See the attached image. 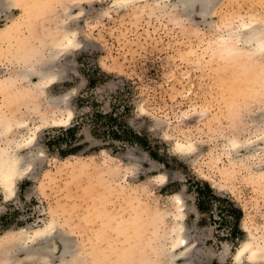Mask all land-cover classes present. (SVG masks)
I'll use <instances>...</instances> for the list:
<instances>
[{"label": "rangeland", "instance_id": "374dc122", "mask_svg": "<svg viewBox=\"0 0 264 264\" xmlns=\"http://www.w3.org/2000/svg\"><path fill=\"white\" fill-rule=\"evenodd\" d=\"M164 1L155 11L145 1L140 10L136 8L140 4L120 6L114 0H33L37 5L23 18L19 36H0L1 78L17 71L20 64L9 55L24 53L33 37L39 40L48 31L47 47L57 46L66 6H73L76 17L70 27L78 29L79 40L58 59L64 69L61 80L37 99L28 101L15 94L14 98L0 89V104L11 108L20 122L50 111L49 96L66 95L73 111L66 124L39 128L28 148L19 151L31 168L17 176L7 194L0 186L1 237L19 229L34 235L32 227L54 219L57 251L47 258L50 264L59 261L63 250L59 235L70 239L75 251L79 247L83 264H96L85 257V249L100 256L97 264H151L157 245L152 239L160 237L165 225L152 220L149 207L156 202L165 207L167 196L177 192L184 197L185 224L194 244L188 261L180 258L177 264H233V252L248 237V229L264 233V180L244 167L226 177L207 162L212 147L219 148L225 135L239 132L246 137L244 128L253 130L254 118L264 112V78L255 89L247 75L252 68L264 70V56L247 64L250 69L245 68L246 75L240 73L244 77L238 78L239 83L240 74L230 70L223 58L206 53L209 42L233 20L255 18L262 25L264 0H218L204 17L198 5L186 16L176 0ZM21 11L22 5L3 7L0 29L10 18L21 17ZM178 13L180 23L170 19ZM218 63L227 68H218ZM236 108L242 113L238 109L233 113ZM236 114L242 116L238 123ZM72 125L75 129L68 132ZM16 130L21 138L27 134L25 128ZM188 130L193 135L185 134ZM189 135L197 148L184 157L175 144ZM199 154L206 175L191 161ZM223 159L221 164L229 162L226 156ZM160 172L169 178L151 180ZM31 240L24 248L33 245ZM135 241L144 245L138 244L136 250ZM5 249L1 243L0 260ZM126 252L128 260L123 257Z\"/></svg>", "mask_w": 264, "mask_h": 264}, {"label": "bare ground", "instance_id": "6f19581e", "mask_svg": "<svg viewBox=\"0 0 264 264\" xmlns=\"http://www.w3.org/2000/svg\"><path fill=\"white\" fill-rule=\"evenodd\" d=\"M31 1L33 0H0V12L1 10H3V7L11 8L14 4L16 6L22 5V9H23V11H21V13L23 12L21 14V17L10 18L11 20H9V22L0 29V36H5L9 34L11 35L10 37L14 36L13 38H17L19 36L18 31L20 30L21 25L23 24L22 22L23 18L26 17V14L29 13L30 9L33 8L34 5H37L32 3ZM144 1L149 3L148 6H150V9L152 8V10L156 11V9L160 8L159 7L161 4L160 1L163 2L164 0H160V1L155 0L154 2L152 1L153 3L149 2V0H114L113 4H118L120 6H126L129 4L134 6H139V4L140 5L143 4ZM176 1L181 8L182 11L181 13L185 14L186 16H190L191 11L194 10L196 5L200 6V14L203 17L204 15H206L209 9L211 10L213 6L216 3H218V0H176ZM168 2L167 4L165 2V5H168ZM140 7H142V5L136 8H140ZM143 7L145 8L144 4ZM72 8L73 6H66L65 8L66 14L65 17L61 20L64 25V29L63 31L59 32L57 35V39L59 41L57 46L47 47L46 42H48L49 41L48 38L51 37V34L47 31L46 34H44L39 40L38 38L36 39V37L30 39L29 45L27 43V48L24 50L25 51L24 53H19L18 55H9L12 58L13 57L16 58L14 60L20 64V67L17 69L16 72H13L9 76H5L3 78L1 77L4 75L2 72H0V89L4 90L6 92V95H10L11 97H13L15 94L16 98L21 97L24 98L25 100L31 101L37 99L38 96L40 97L41 95H43L46 92L47 88H49L54 83L61 80L62 78L61 76L64 73V69H61L59 67L58 59L66 49L75 48L79 43L78 29L70 27L72 21L75 20L76 17V15H74L72 12ZM181 13L180 14L178 13V15L175 16V18H170V19L171 20L173 19L176 22L177 21L176 19H178ZM20 19L21 21H19ZM29 19L30 16L28 17V21ZM32 20L33 18L30 21ZM238 21H240V19L237 20V23L234 20H233L234 23L231 24L228 23V26L226 25L227 29H225L224 32L218 34V36L212 39L211 42H209V44L207 42L208 45L206 46L207 47L206 53L208 51H211L212 53H214V58L216 57V55L219 56L216 59L223 58L222 60H225L224 62H226V64L229 67L230 66L232 67L230 70L234 72L236 71V73L238 72L240 74V73H244L245 68H249L247 67L248 65L256 64V62H259L258 59L261 56H264V23H262V25L258 24V21L255 18L250 20L242 19L240 22ZM177 22H179V20ZM17 49H22V48L19 47ZM216 59L215 61L220 63L221 60L217 61ZM219 63L217 64L218 68L220 67ZM221 68L226 69L227 66L225 67V65L224 66L222 65L220 69ZM249 72H251V70ZM249 72L247 74L250 75L251 77L249 81L251 85L252 84L254 85L255 88L256 83H260L261 81H263L264 77L261 76L262 73H264V70H261V68H252V73L254 75L252 73L249 74ZM229 74L233 76V73L232 74L229 73ZM244 75H246V73H244ZM244 75L240 74L241 76L240 78L239 75L237 74L236 77L237 80L238 78L239 80L242 79V76L244 77ZM232 78L235 79V77ZM233 80L232 82H234ZM21 81H26V83H24L23 85L19 84L21 83ZM243 81H247V80H243ZM16 84H19V86H17ZM13 85H16L17 88L16 89L14 88L12 92H9L8 88L12 87ZM223 88L221 90H223ZM223 93H221L222 97H223ZM229 98L230 96L228 97V99ZM8 99L10 101L12 100V98H8ZM47 100L50 111L42 112L40 115L34 118L33 121L30 122L28 121L20 122L18 118H15L10 112L12 110L11 108L8 109L7 106H3V104H0V136H1L0 186L6 190L5 192L3 191L5 194H7L11 190L12 184L14 180L17 178V176L30 167V166L28 167L26 162H24L25 160L27 161V159L24 160V158L22 157L23 154L20 155L19 151L21 149L28 148L27 146H29L34 141L35 138L33 136V133L37 132L39 128H42L46 125L66 124L67 121H69L72 117L73 111L71 107L67 104L66 95H59L54 97L49 96ZM237 109L239 110V108H236V111L235 112L233 111V113H237ZM51 112L53 114L51 115V119H50L49 116ZM239 112H241V110H239ZM261 113L254 118L256 121V124L253 122L255 130L254 129L251 130V128L248 125H245L248 127L244 126L245 127L244 131L248 132L246 137L241 138L240 134L239 136L237 134L239 132L234 133L233 131L234 135L233 134L230 136L225 135L224 137L225 141L222 142V145L219 148H216L218 146L216 147L214 146L215 148L212 147V150L209 152V161H207L211 167L220 168V169L217 168V170L218 171L221 170L223 173L222 175L224 176L228 172L238 171L237 169H239L240 167L249 168L250 170H252V172L258 175V178L264 180V114H263L264 112L262 114ZM204 114L206 115V112H204ZM238 115L239 118L236 117V119L237 118L239 119L237 120V123L240 121V117H242L240 114ZM233 123H235L233 124L234 126L237 124L235 121ZM240 127L242 128V125H240ZM17 128H25L27 130L26 132L27 134L23 133L24 135H22L21 138V136H19L21 134L19 133H17L19 135L16 134ZM184 132L185 134L186 133L192 134V132L189 130ZM166 135L169 138L172 137V135L169 132H166ZM186 137L187 140L185 142H181L182 140L176 141L175 149L179 153V155L184 157H190L191 154L195 152L194 150L197 147H196V143L193 142L191 139L192 136L189 135ZM243 150H245V152H243ZM202 155L199 154L195 159H192L191 161L197 168L198 172L205 174V172L203 171L204 168L202 166V162H203ZM29 156H32L30 155V152H29ZM225 156L227 157L229 162L227 164L226 162L221 164ZM40 158H38L37 156L35 158L34 156V159H40ZM30 163H32V161ZM222 165H224V167ZM232 174H233L232 177L234 178L235 174L231 173V175ZM250 175H252V173ZM119 176L120 174H118L117 177ZM226 177L224 178L226 179ZM166 178L169 177L167 176L166 173L163 172L151 176V180L155 182L158 180L159 181L166 180ZM210 179L215 187L219 186L217 180L212 179V177ZM167 198H168V202L165 207L159 206L157 202L156 204H153L152 206L150 205L149 207V212H153L151 213L152 216L154 217V218L151 217L152 220L157 221V223L161 224L162 226L163 224L165 225L164 231L162 233H159L161 234L160 237L158 235V238L152 239V242L154 244L157 243V245L156 244L154 245L155 247L154 253L156 254V258L151 264H177V260L180 258L184 259L185 261H188L189 253L191 252V250H193L192 248L194 244L189 241L188 232H187L188 228L186 227L187 225L185 224L187 212H186V204L184 202L183 194L181 192H177L168 195ZM55 224L56 223L54 219H48L43 223V225L32 227V231L34 235H31L29 230L25 231L23 229H19L16 231H11L9 233L7 232L4 236L2 235V237L0 236L1 237L0 244L2 243L4 246L5 245L7 246V249H5L4 252L2 251L0 264H48V263L50 264L47 258L56 254L57 251V246L53 244V238L57 236L55 235L56 233L55 234L53 233L54 232L53 229L54 230L56 229V227L54 228ZM58 237L62 240L64 246L60 255H58L59 261L56 262L55 264H83L81 257H78L79 247L77 248V251H75V249H72L71 247L73 243L72 244L70 243L71 242L70 239H67V237L60 235ZM30 239H32L31 241H34L33 245L30 248L29 247L24 248L25 244H27V241ZM138 244L139 242L135 241L136 250H139ZM140 245H144V244H141L140 242L139 246ZM85 253L87 254V256L84 254V252L83 255H85V257L88 260H91L92 262L97 264V260H98L96 258L98 257L97 255L93 254L92 252L88 253L87 249H85ZM132 253L130 252V254ZM80 254L79 256H82ZM128 255L129 253L127 254L126 252L123 257L128 260ZM118 260L121 259L119 258ZM102 262L99 261L98 264L99 263L101 264ZM233 264H264V233L255 234L251 229H248V237L244 239L241 242V244L236 248V251L233 252Z\"/></svg>", "mask_w": 264, "mask_h": 264}, {"label": "trees", "instance_id": "16d2710c", "mask_svg": "<svg viewBox=\"0 0 264 264\" xmlns=\"http://www.w3.org/2000/svg\"><path fill=\"white\" fill-rule=\"evenodd\" d=\"M75 129V125H72V127L68 128V132H72Z\"/></svg>", "mask_w": 264, "mask_h": 264}]
</instances>
